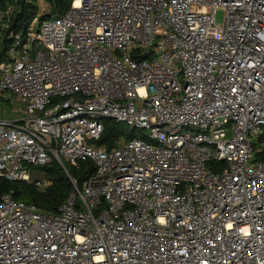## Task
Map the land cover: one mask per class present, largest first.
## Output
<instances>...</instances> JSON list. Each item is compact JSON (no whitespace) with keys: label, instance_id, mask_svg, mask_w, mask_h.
Returning <instances> with one entry per match:
<instances>
[{"label":"built area","instance_id":"built-area-1","mask_svg":"<svg viewBox=\"0 0 264 264\" xmlns=\"http://www.w3.org/2000/svg\"><path fill=\"white\" fill-rule=\"evenodd\" d=\"M51 2L0 61V177L94 172L53 213L3 194L0 264H264V0Z\"/></svg>","mask_w":264,"mask_h":264},{"label":"trees","instance_id":"trees-1","mask_svg":"<svg viewBox=\"0 0 264 264\" xmlns=\"http://www.w3.org/2000/svg\"><path fill=\"white\" fill-rule=\"evenodd\" d=\"M14 4V0H0V10L9 4ZM53 12L63 13L68 7L70 0H52ZM38 14L37 0L16 1V9L13 14L12 23L4 35L0 47V61L5 60V51L10 45L9 35L13 32H24L30 21ZM47 14L39 15L40 20L47 18ZM104 130L97 140V144L110 147L114 140L120 135L126 139L137 136L136 130H124L120 122L112 119L103 120ZM219 164V163H218ZM43 170L44 178L49 180V184L43 187H37L34 181L26 182L19 180H7L0 177V198L5 193H11L12 196L27 204H35L46 212H57L58 208L65 202L68 195L73 191V185L70 178L74 179L80 187L94 172V166L91 160H83L79 166H73L65 163V170L52 159L50 162L39 165ZM33 169V168H32ZM34 178L32 180H36Z\"/></svg>","mask_w":264,"mask_h":264},{"label":"rangeland","instance_id":"rangeland-1","mask_svg":"<svg viewBox=\"0 0 264 264\" xmlns=\"http://www.w3.org/2000/svg\"><path fill=\"white\" fill-rule=\"evenodd\" d=\"M43 2L38 5V10L40 11L41 15L44 13L43 10L46 9L47 4L49 3V0H42ZM49 9L53 10L52 4H49ZM224 19V10L222 8H217L216 15H215V21L218 25H221L223 23ZM8 97L0 98V118H13L18 117L20 114H15L12 112V107L17 103L13 98L10 99V101H7ZM121 128L124 130H131L132 128L125 125L124 123H120ZM31 170V178H37L39 180L44 178V173L39 166L32 167Z\"/></svg>","mask_w":264,"mask_h":264}]
</instances>
